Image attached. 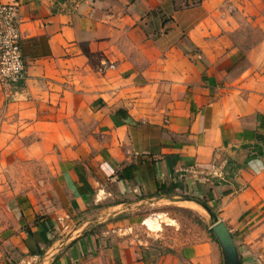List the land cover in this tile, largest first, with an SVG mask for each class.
I'll return each mask as SVG.
<instances>
[{"label": "crops", "instance_id": "1", "mask_svg": "<svg viewBox=\"0 0 264 264\" xmlns=\"http://www.w3.org/2000/svg\"><path fill=\"white\" fill-rule=\"evenodd\" d=\"M12 1L27 78L0 81V121L64 154L53 208L26 194L0 208V264H223L206 211L175 249L133 231L148 207L196 210L186 198L227 224L241 264H264V0L233 4L255 24L245 51L215 12L206 32L167 31L174 0Z\"/></svg>", "mask_w": 264, "mask_h": 264}, {"label": "rangeland", "instance_id": "2", "mask_svg": "<svg viewBox=\"0 0 264 264\" xmlns=\"http://www.w3.org/2000/svg\"><path fill=\"white\" fill-rule=\"evenodd\" d=\"M245 1L174 0L176 3H181L178 9L182 12L183 18H180L182 21L178 23L177 27L170 28L167 23L171 18L165 14L163 16L169 18H166L163 24L168 25L167 31H180L181 33L187 32L191 27L200 26L203 33L212 29L213 25L208 24V16L215 12L221 20V22H217L216 30L221 33L226 32L231 36L232 48H241L245 51L255 44V39L252 38L255 37V24L247 21L245 10L233 6L235 2L244 4ZM224 2H226V6H223ZM215 3H218L220 7H214ZM249 10L255 12V9ZM225 15L234 17L232 18L234 19L232 20L233 24L231 22L223 23ZM199 18L203 21L202 25L195 23ZM0 132L4 134L0 135V208L6 207V199L15 194H26L32 197L40 208L41 206L45 208L47 205L52 207L53 192L58 190L56 182L57 159L64 154L59 144H55L53 148L51 143L54 145V141L46 138L41 142V148L34 151L31 149V144L39 137L10 135V129L3 127V121H0ZM165 203L163 202V206L146 208L138 219L137 227L133 230L137 231L141 237L145 235L155 245L160 244L162 247L158 249L163 251L171 250L170 246L175 249V246L181 247L192 242L195 238L193 227L199 225L198 223L201 221L200 212H205L201 207L199 212L198 209L191 211L181 208L183 204L179 206ZM187 206L190 207V205L185 207ZM143 221L145 222L142 223ZM79 230L80 227L77 224L71 235H77L80 233Z\"/></svg>", "mask_w": 264, "mask_h": 264}, {"label": "built area", "instance_id": "3", "mask_svg": "<svg viewBox=\"0 0 264 264\" xmlns=\"http://www.w3.org/2000/svg\"><path fill=\"white\" fill-rule=\"evenodd\" d=\"M20 4L0 3V81L22 84L27 78V65L22 52Z\"/></svg>", "mask_w": 264, "mask_h": 264}, {"label": "water", "instance_id": "4", "mask_svg": "<svg viewBox=\"0 0 264 264\" xmlns=\"http://www.w3.org/2000/svg\"><path fill=\"white\" fill-rule=\"evenodd\" d=\"M184 200L195 202L210 215L212 220V226L210 227V230L220 244L223 255V264H241L238 247L227 224L220 220L216 214L211 213L209 209L205 207L200 201L189 198Z\"/></svg>", "mask_w": 264, "mask_h": 264}, {"label": "trees", "instance_id": "5", "mask_svg": "<svg viewBox=\"0 0 264 264\" xmlns=\"http://www.w3.org/2000/svg\"><path fill=\"white\" fill-rule=\"evenodd\" d=\"M205 207H207L209 209V211L211 213H214V211L212 210V208L207 204V202L205 201H200ZM215 214V213H214ZM199 223H202L201 221H199ZM212 234V233H211Z\"/></svg>", "mask_w": 264, "mask_h": 264}, {"label": "bare ground", "instance_id": "6", "mask_svg": "<svg viewBox=\"0 0 264 264\" xmlns=\"http://www.w3.org/2000/svg\"><path fill=\"white\" fill-rule=\"evenodd\" d=\"M187 203H189L188 201H186ZM186 203V204H187ZM191 204H192V202H191ZM189 205V204H188ZM188 207V206H187ZM192 208H194V209H198V211H199V209H200V206H198V205H196V204H192ZM203 209V208H202ZM204 210V209H203ZM205 213V212H204Z\"/></svg>", "mask_w": 264, "mask_h": 264}]
</instances>
